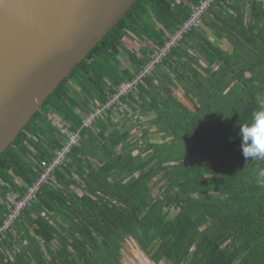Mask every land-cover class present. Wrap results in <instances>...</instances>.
Instances as JSON below:
<instances>
[{
	"label": "trees",
	"instance_id": "trees-1",
	"mask_svg": "<svg viewBox=\"0 0 264 264\" xmlns=\"http://www.w3.org/2000/svg\"><path fill=\"white\" fill-rule=\"evenodd\" d=\"M200 1L139 0L0 155L1 225L8 196H23L63 146L52 118L79 131L52 182L0 235V264H122L127 240L153 264H264V159L243 157L238 136L264 111L263 4L215 0L122 99L135 121L110 110L82 128Z\"/></svg>",
	"mask_w": 264,
	"mask_h": 264
},
{
	"label": "water",
	"instance_id": "water-1",
	"mask_svg": "<svg viewBox=\"0 0 264 264\" xmlns=\"http://www.w3.org/2000/svg\"><path fill=\"white\" fill-rule=\"evenodd\" d=\"M139 0H0V155Z\"/></svg>",
	"mask_w": 264,
	"mask_h": 264
},
{
	"label": "built area",
	"instance_id": "built-area-1",
	"mask_svg": "<svg viewBox=\"0 0 264 264\" xmlns=\"http://www.w3.org/2000/svg\"><path fill=\"white\" fill-rule=\"evenodd\" d=\"M215 0H201L199 4L193 7L188 19L179 26L178 30L170 36L169 40L166 42L165 46L159 50L157 55L151 57L150 62L143 68V70L138 73L133 79L129 81H124L116 90L114 94H109L107 96V101L98 108H95L88 116H86L82 122V128H91L95 123L96 119L101 117L103 114L110 110L120 112L122 114H127L130 119L135 121L137 119L136 115L131 114L129 107L122 102L124 96H127L141 81L142 79L150 75L156 64L161 63L162 59L170 52L171 49L175 48L184 36L191 30L198 28L202 24V19L207 13L211 4ZM234 1V0H227ZM246 2L255 1L264 5V0H242ZM53 122L55 127L60 131V133L65 137V141L61 149L54 152L51 160H43L40 163V168L42 172L38 179L31 185L27 187L25 194L18 199L12 196H8V214L4 219L3 223L0 225V235L13 226L14 222L18 219L23 210L28 207L33 201L36 200L37 194L41 187L52 182V176L56 169L63 166L67 160L72 149L77 146L79 142V131L72 132L69 127L65 125L59 118H54Z\"/></svg>",
	"mask_w": 264,
	"mask_h": 264
},
{
	"label": "clouds",
	"instance_id": "clouds-1",
	"mask_svg": "<svg viewBox=\"0 0 264 264\" xmlns=\"http://www.w3.org/2000/svg\"><path fill=\"white\" fill-rule=\"evenodd\" d=\"M238 136L243 157L264 159V111L254 113L251 123L240 126Z\"/></svg>",
	"mask_w": 264,
	"mask_h": 264
},
{
	"label": "rangeland",
	"instance_id": "rangeland-1",
	"mask_svg": "<svg viewBox=\"0 0 264 264\" xmlns=\"http://www.w3.org/2000/svg\"><path fill=\"white\" fill-rule=\"evenodd\" d=\"M147 45H151V44H147ZM124 46L130 50L135 51L136 53L138 52L139 48L141 46H143L142 44H140V42H138L137 40H135V38L133 37H128L127 39H125V43ZM221 46L228 50L229 46L226 42H222ZM176 94H180V92H176ZM120 115L117 116L118 119H120ZM55 118V117H54ZM52 118V121L53 119ZM57 118V117H56ZM58 119V118H57ZM147 120V119H146ZM146 120L144 119V121L146 122ZM143 121V122H144ZM54 123V122H53ZM55 125V124H54ZM149 138L152 142L155 143H161L162 142V136L158 135L155 133V129L154 127H152L150 129V133H149ZM153 193L154 195H157L158 192L156 189H153ZM79 194H81V192H79ZM122 264H153L140 250L139 248L136 246V244L131 241V240H127L126 243L123 245V249H122V258H121ZM160 264H171L167 261H162Z\"/></svg>",
	"mask_w": 264,
	"mask_h": 264
},
{
	"label": "crops",
	"instance_id": "crops-1",
	"mask_svg": "<svg viewBox=\"0 0 264 264\" xmlns=\"http://www.w3.org/2000/svg\"><path fill=\"white\" fill-rule=\"evenodd\" d=\"M155 129V128H154Z\"/></svg>",
	"mask_w": 264,
	"mask_h": 264
}]
</instances>
